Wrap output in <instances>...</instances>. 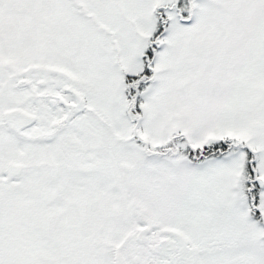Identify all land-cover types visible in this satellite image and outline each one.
Listing matches in <instances>:
<instances>
[{
  "label": "snow or ice",
  "instance_id": "obj_1",
  "mask_svg": "<svg viewBox=\"0 0 264 264\" xmlns=\"http://www.w3.org/2000/svg\"><path fill=\"white\" fill-rule=\"evenodd\" d=\"M0 264H264V0H0Z\"/></svg>",
  "mask_w": 264,
  "mask_h": 264
}]
</instances>
